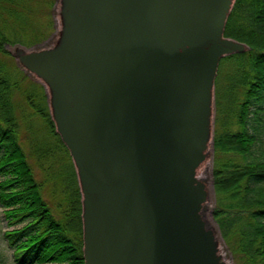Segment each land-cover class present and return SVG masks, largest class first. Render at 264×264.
<instances>
[{"label":"water","instance_id":"95a60500","mask_svg":"<svg viewBox=\"0 0 264 264\" xmlns=\"http://www.w3.org/2000/svg\"><path fill=\"white\" fill-rule=\"evenodd\" d=\"M78 1L74 46L30 57L56 84L85 264H223L195 174L218 64L237 42L223 36L235 0Z\"/></svg>","mask_w":264,"mask_h":264},{"label":"trees","instance_id":"16d2710c","mask_svg":"<svg viewBox=\"0 0 264 264\" xmlns=\"http://www.w3.org/2000/svg\"><path fill=\"white\" fill-rule=\"evenodd\" d=\"M53 3L0 0V206L8 227L3 237L15 264H85L81 233L70 237L41 196L18 141L11 99L23 75L5 45L34 46L46 40L52 32ZM42 7L47 9L46 18L38 24L34 14ZM223 35L248 49L220 60L234 63L229 91L234 86L242 90L231 112L224 111L221 129L213 136L212 215L237 264H264V151L255 137L264 129V0H235ZM25 97L44 102L39 94ZM37 111L59 139L46 106Z\"/></svg>","mask_w":264,"mask_h":264},{"label":"rangeland","instance_id":"374dc122","mask_svg":"<svg viewBox=\"0 0 264 264\" xmlns=\"http://www.w3.org/2000/svg\"><path fill=\"white\" fill-rule=\"evenodd\" d=\"M78 7V0H54L51 8L52 32L46 40L34 46H25L19 43L5 45L6 50L19 68V75H23V81L20 83L19 89L13 93L11 98L16 117L19 144L27 157L36 184L51 215L72 238H78L79 233H81V237L83 236V204L78 167L61 129V113L55 99L57 94L56 84H54L51 76L45 75L40 68L34 65V62H31L30 55L40 53L45 49L72 48L74 44L69 42L67 35L69 31L66 26L75 23ZM46 11V7H42L39 13L34 14V16H37L36 22L38 24L44 22ZM245 50H247V46L235 42L231 44V50L227 54L225 53L223 57ZM233 64L229 60L223 61V63L219 61L212 87L208 123L205 128L206 155L195 174L198 188H201L202 191V200L198 210L199 223L202 224L203 229L210 233L214 257H217L218 261L223 264L237 263L226 248L218 225L212 215L214 208L212 182L213 136L215 132H219L221 129L222 115L226 113L224 111L229 109V112H231L236 99H241V87L234 86V89L229 91ZM26 94L34 97L39 94L40 98L44 96V102L39 101L38 97L33 100L27 99ZM45 106L53 122L55 132L59 135L60 142L67 147L69 152L65 151L58 141L59 139L53 136L46 120L37 111L40 108L44 110ZM255 135L260 140L257 143L259 148L264 151V129H260L258 134ZM75 189L79 191L80 202H76L78 191L76 192ZM7 229L0 206V264H15L12 250L3 237V232Z\"/></svg>","mask_w":264,"mask_h":264},{"label":"bare ground","instance_id":"6f19581e","mask_svg":"<svg viewBox=\"0 0 264 264\" xmlns=\"http://www.w3.org/2000/svg\"><path fill=\"white\" fill-rule=\"evenodd\" d=\"M221 41H223V40H221ZM71 79H72L73 84L76 85V80L73 79V78H71ZM199 108H201V112L197 114L198 119L201 118L202 119V122H205L206 123L207 120H204L205 119V113H206V111H205V105H204V108H202V105H199ZM203 155H206V143L204 145Z\"/></svg>","mask_w":264,"mask_h":264}]
</instances>
